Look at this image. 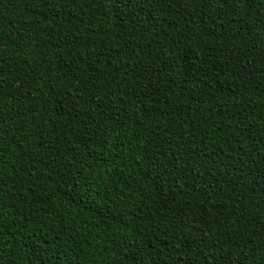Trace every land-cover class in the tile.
I'll return each instance as SVG.
<instances>
[{
	"label": "trees",
	"instance_id": "trees-1",
	"mask_svg": "<svg viewBox=\"0 0 264 264\" xmlns=\"http://www.w3.org/2000/svg\"><path fill=\"white\" fill-rule=\"evenodd\" d=\"M0 0V264H264V0Z\"/></svg>",
	"mask_w": 264,
	"mask_h": 264
},
{
	"label": "snow or ice",
	"instance_id": "snow-or-ice-1",
	"mask_svg": "<svg viewBox=\"0 0 264 264\" xmlns=\"http://www.w3.org/2000/svg\"><path fill=\"white\" fill-rule=\"evenodd\" d=\"M116 3H120V0H115ZM255 2V0H248V3L249 4H253ZM225 3L227 4V6L229 8L233 7V2L232 0H225ZM260 22H261V25L264 26V15H262L260 17Z\"/></svg>",
	"mask_w": 264,
	"mask_h": 264
}]
</instances>
